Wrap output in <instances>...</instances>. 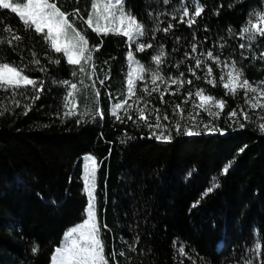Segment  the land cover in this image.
I'll use <instances>...</instances> for the list:
<instances>
[{"label":"trees","instance_id":"1","mask_svg":"<svg viewBox=\"0 0 264 264\" xmlns=\"http://www.w3.org/2000/svg\"><path fill=\"white\" fill-rule=\"evenodd\" d=\"M55 2L66 13L79 10L68 19L90 48L99 47L92 61L96 69L93 73L92 62H82L86 74H80L79 66L69 65L41 34L26 30L17 14L0 9V27L10 26L22 37L11 46L0 44V59L26 64L27 74L44 87L39 99L30 86L15 96L0 91V264H51L64 234L86 219L88 157L96 162L94 207L109 264H264L261 107L247 103L256 93L238 89L233 95L220 80L224 75L227 81L226 64L234 61L253 87L264 90V37H240L249 14L264 12V0H197L204 11L191 27L193 0H124L125 10L144 25L145 34L135 42L87 27L92 0ZM185 7L189 16L181 22ZM138 43L152 47L140 52ZM161 50L165 55L156 65L152 57ZM130 51L162 76L183 73L184 90L204 89L205 95L224 100L209 127L217 130L201 126L195 129L200 135L189 136L171 125L164 132L171 139L164 141L135 113L131 120L125 114L123 122L117 120L111 108L117 91L126 90ZM209 51L219 64L207 57ZM194 58L204 62L201 68H195ZM35 59L40 64L32 63ZM209 66L207 79L214 78L215 86L205 78ZM100 68L107 71L103 84ZM65 80L78 85L77 115L64 114L69 110ZM144 94L160 115H169L170 106L158 108L169 103L168 94L162 100L160 92ZM174 100L181 102L175 95Z\"/></svg>","mask_w":264,"mask_h":264},{"label":"snow or ice","instance_id":"2","mask_svg":"<svg viewBox=\"0 0 264 264\" xmlns=\"http://www.w3.org/2000/svg\"><path fill=\"white\" fill-rule=\"evenodd\" d=\"M194 10L192 16L187 20V24L191 27L196 21L195 18L199 17L204 11L203 7L200 6L197 0H193ZM0 9H10L11 13L17 14L20 21L24 25L26 30H33L37 34H41L43 39L47 41L52 50L56 53H63L66 57L67 63L69 65L79 66L78 71L80 74H86V69L84 63H89L93 61V54L96 51H99L98 46L89 47V42L85 34L77 30L74 26V23L68 19L69 15L78 14L79 10L77 9L75 13H66L61 11L55 0H0ZM189 12L187 7L183 10V16L181 17V22H185L183 17H188ZM94 18L96 22L94 23ZM175 18V17H174ZM2 19V18H0ZM100 20L105 21L103 25L99 23ZM87 27L91 28L96 33L107 34H117L122 35L127 38L130 42H135L139 37H142L144 33V25L139 23L135 16L130 12L124 10V0H92L90 5V12L88 18L84 21ZM169 29L164 28L163 31L167 32ZM231 31V30H230ZM9 34L5 36L4 34ZM257 36L264 37V12L260 10H254L249 14L245 25L240 30V37L244 39L245 37L248 41H254ZM22 37L16 34L15 30L10 26L0 27V44H6L11 46L15 41H20ZM251 45H249L250 47ZM151 44L140 43L137 50L140 52L145 51L146 48H151ZM240 48H244L245 44H240ZM196 51V46L193 45L192 52ZM35 56V53H32ZM165 53L161 50L160 54L152 57V60L156 65H160L163 61ZM207 57L214 59L217 64L221 61L219 57H214L211 51L207 52ZM128 59L133 61L136 64V68L128 74L127 79V96L129 99L136 96V82L143 81L145 79L144 73L148 71L144 65L140 64L138 60H135L134 54L130 51L128 53ZM195 59V68H201L204 63L198 58ZM60 60L56 59L53 63L59 64ZM32 63L40 64L39 59H35ZM228 71L226 73L228 79L225 81L224 75L220 76L222 86L227 90L228 93L235 95L238 89H243L246 92L256 93L251 99L247 101L250 107L253 109L257 107H264V90H258L253 87L252 84L243 77V71L241 68L236 66V63L233 61L230 64H226ZM91 71L94 73L96 65L94 62L90 63ZM44 71V68L40 69ZM192 71V69H190ZM77 71H73L71 75L73 77L77 76ZM135 75V79L133 76ZM193 75L196 73L193 71ZM183 76V73H180V77ZM212 76V68L209 66L206 69V79L207 77ZM180 77L170 79L172 85L183 86L185 81ZM107 79V77H106ZM196 79H200L199 76H196ZM158 81H163L165 84L169 83V80L160 74V72L152 71L151 72V82L153 85H156ZM69 90L64 97L65 105L67 106L70 102L72 107L69 108L65 115H77L75 111L76 102L74 99V93L78 90L77 83L65 80L61 82ZM104 80H100V84H103ZM188 84H191L192 81L188 80ZM207 83L215 86V79H207ZM80 84L83 85L84 81L80 80ZM31 87L33 92L37 93L34 97L39 99V92L44 90L43 82H39L36 79L30 77L27 74V66L24 63L17 64L15 62L8 61L7 59H0V91L11 93L13 96L21 89H27ZM144 92H148L149 95L152 92H160L159 88H152L151 92L145 87ZM164 92H160V98L163 99ZM175 94V93H173ZM99 96V91L95 93ZM192 93L189 92L188 96L191 97ZM195 96L199 98L200 105L199 107L203 108L208 115H213L210 108L205 107V105H212L221 111L225 107V101L220 99L217 100L212 95H205L204 89H198L195 92ZM139 99V97H137ZM18 103V102H17ZM131 107L128 103V99H124L120 102H117L112 105L111 114L116 117L117 120L123 122V118L119 114V110L125 108V106ZM195 106V105H194ZM147 104L143 107L137 106L135 112L137 113L138 119L144 121V123L149 128H160L163 129L165 126L161 123V117L159 114L155 115V123H149V117L146 115ZM179 105H176V108H179ZM158 113L159 110L157 109ZM183 112V109H181ZM0 114H3L0 112ZM244 119H248V114L246 112L242 113ZM98 115L103 118V111L98 112ZM127 119L131 120L133 117L127 112L125 113ZM219 115V112L216 113ZM237 113L235 110L229 112L230 117L236 116ZM169 117L165 115L163 120H168ZM241 127L244 125L241 124ZM177 131L180 129V124L175 125ZM205 128L208 131H216L215 128H208V125H205ZM260 130L264 131V124L260 125ZM222 131V130H221ZM186 135H200L199 131H193L191 128L186 129ZM152 135L155 136L158 140L168 141L171 139V135H164V132L161 131L159 135L155 131L152 132ZM91 167L88 165L85 166V180L90 181L96 170V162L93 157H88ZM225 173L227 168L224 169ZM213 188H209L205 195L208 192H211ZM88 196L89 203L87 206V216L86 219L79 225L73 227L66 233V238L68 243L64 247H58L55 250V255L52 257L54 264H109V258L105 256L103 241L100 239V226L96 220L95 207H94V186L89 183L88 186ZM260 245H256V249L259 250ZM38 251V246L33 248V252ZM122 255V253H121Z\"/></svg>","mask_w":264,"mask_h":264},{"label":"rangeland","instance_id":"3","mask_svg":"<svg viewBox=\"0 0 264 264\" xmlns=\"http://www.w3.org/2000/svg\"><path fill=\"white\" fill-rule=\"evenodd\" d=\"M124 10H125V8H124ZM95 22H96V19L94 18V23ZM99 23L101 25H103L105 23V21L100 20ZM137 45H139V43ZM140 64L144 65L145 68L148 69V71L144 73L145 79L143 81H137L136 82V96L132 97L131 99L128 98V96H127V83H125L126 90L123 88V89L117 91L118 102H120L124 99H128V103L131 105V107H128L126 105L125 108L120 109L119 110L120 116L124 115L126 112L129 115H132L133 113L137 114L135 112L136 107L137 106L143 107L145 104H147L148 107L146 109V113L150 112L152 114V116H150V117L148 114H146V115H148L149 120L152 121V123L154 124L155 123V115L159 114V116L161 117V123L165 126L163 129L154 128L157 131L156 133L158 135L160 134L161 131L165 132V129H171V125H176L177 123L180 124V128H182L183 130L191 128L193 131H195L196 128L201 127V126H203L205 128V125H208V128H209L210 125H212L211 119L213 117H217L216 113L217 112L220 113V109H218L212 105H205V107L210 108L212 113H213V115H211V116L208 115V113L203 108L199 107L201 102H200L199 98L195 96L196 91L192 92V91L184 90L183 87L186 85V83H184L182 87L179 85H172L170 83V79H173L172 77L164 76L166 79L169 80L168 84H165L163 81H158L156 85H153L151 82V72L157 71L156 67L145 64L144 62H140ZM134 68H136V64L133 63V61H130L129 73L132 72ZM97 73L99 75V78L102 80V78L106 76L107 71L104 68L102 70V73H101V68H100V70H97ZM127 79H128V77H127ZM133 79H135V75L133 76ZM138 82H141V83H138ZM138 85L140 86V89H141L140 91L137 87ZM145 87H147L149 90H152V88L156 87V88L160 89V92H164L165 93L164 95H166V94L169 95V99H168L169 103H167V105H165V102H164L158 107V108H161L162 110H165L166 106H170L169 115L167 114V116L169 117L168 120H163L164 116L160 115L159 112L157 113L156 109L153 108L151 101L148 100L144 96L145 95L144 93H147V92L143 91V89ZM189 92L192 93L191 97L188 96ZM173 93H175V94H173ZM173 95H175V98H180L181 102H177L176 100L171 102ZM137 97H139V99H137ZM70 99H74V97L70 98ZM176 105H179L180 107L176 108ZM67 106H68V108H71L72 107L71 102ZM181 109H183V112H181ZM257 113L259 115V120H260L261 124H264V107H261L260 111H258ZM242 119H244V116H242ZM86 162L89 163V167H91V164H90V161L88 160V158L86 159ZM87 163H86V165H87ZM89 183L94 186V196H95V190H96L95 173H94L92 179L90 181L86 182V193H87V195H88L87 190H88ZM93 203H94V201H93ZM95 215H96V213H95ZM96 220H97V216H96ZM82 222H80L79 224H81ZM79 224H77V225H79ZM72 228H70L69 230H71ZM66 233L63 236V240L61 241V245L58 247L62 248V247H64V245L66 243L69 242L68 239L66 238ZM54 255H55V251H54L52 257ZM51 264H54L53 260H52Z\"/></svg>","mask_w":264,"mask_h":264},{"label":"built area","instance_id":"4","mask_svg":"<svg viewBox=\"0 0 264 264\" xmlns=\"http://www.w3.org/2000/svg\"><path fill=\"white\" fill-rule=\"evenodd\" d=\"M87 165L89 166V163H87Z\"/></svg>","mask_w":264,"mask_h":264},{"label":"crops","instance_id":"5","mask_svg":"<svg viewBox=\"0 0 264 264\" xmlns=\"http://www.w3.org/2000/svg\"><path fill=\"white\" fill-rule=\"evenodd\" d=\"M52 262V261H51Z\"/></svg>","mask_w":264,"mask_h":264}]
</instances>
